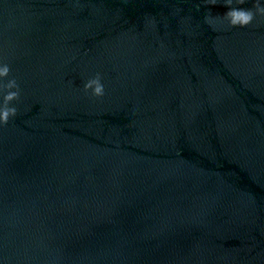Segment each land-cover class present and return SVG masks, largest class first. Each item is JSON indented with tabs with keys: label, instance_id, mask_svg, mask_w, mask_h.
<instances>
[{
	"label": "water",
	"instance_id": "1",
	"mask_svg": "<svg viewBox=\"0 0 264 264\" xmlns=\"http://www.w3.org/2000/svg\"><path fill=\"white\" fill-rule=\"evenodd\" d=\"M226 10L0 0V264H264V17Z\"/></svg>",
	"mask_w": 264,
	"mask_h": 264
},
{
	"label": "clouds",
	"instance_id": "2",
	"mask_svg": "<svg viewBox=\"0 0 264 264\" xmlns=\"http://www.w3.org/2000/svg\"><path fill=\"white\" fill-rule=\"evenodd\" d=\"M208 2L212 5L217 4V0H208ZM245 2L246 0H222L227 10L222 15H213L210 11H206L203 22L211 28H215L221 22L231 28H244L250 25L256 17H264V0H253L254 8L234 6L243 5ZM9 73V64L0 61V126L17 115V107L13 101L18 100L20 89L16 79L10 77ZM83 89L93 96H103L104 84L99 74L86 79Z\"/></svg>",
	"mask_w": 264,
	"mask_h": 264
}]
</instances>
